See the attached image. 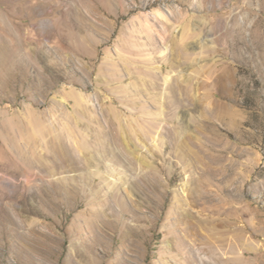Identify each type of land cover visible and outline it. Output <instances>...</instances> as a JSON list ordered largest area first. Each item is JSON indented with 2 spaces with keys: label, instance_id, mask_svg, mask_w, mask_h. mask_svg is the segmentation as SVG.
<instances>
[{
  "label": "rangeland",
  "instance_id": "obj_1",
  "mask_svg": "<svg viewBox=\"0 0 264 264\" xmlns=\"http://www.w3.org/2000/svg\"><path fill=\"white\" fill-rule=\"evenodd\" d=\"M219 259L264 264V0H0V264Z\"/></svg>",
  "mask_w": 264,
  "mask_h": 264
},
{
  "label": "bare ground",
  "instance_id": "obj_2",
  "mask_svg": "<svg viewBox=\"0 0 264 264\" xmlns=\"http://www.w3.org/2000/svg\"><path fill=\"white\" fill-rule=\"evenodd\" d=\"M67 138H69L68 137V135H67ZM104 139V138H103ZM99 141V140H98ZM73 144H74V147L79 151V152H84V149H83V147L85 146L82 142H79V141H77V140H74V142H73ZM103 144H106L107 145V148H108V150L109 151H112L114 148H113V146L112 145H110V141L109 140H105V142H102V144L101 145H103ZM103 147V146H102ZM105 150V149H104ZM88 151V150H87ZM91 152H88L87 153V155H84L83 156V159L85 160V161H87L88 163H90V161L94 158V156L93 155H91L90 154ZM67 154H68V152H62V154H61V157H65L66 158V160L64 161V164H66L67 165V167H71V161L69 160V158H68V156H67ZM200 231V230H199ZM202 238H204V239H208V241L211 243V244H213V245H215L216 244V246H224V245H226V243H224L223 241H225L226 240V238H223V237H225L224 235H228V231H223V232H219L218 234H217V232L216 231H214V230H208L207 232H205L204 231V233H202V232H200V234H199ZM220 237V238H219ZM228 240H229V238H227ZM227 240V241H228ZM226 242V241H225ZM219 243V245H217ZM220 244H223V245H220ZM225 247V246H224ZM228 257V256H227ZM219 264H228V259L227 260H223V261H220V259L217 261ZM209 264H213V262H208Z\"/></svg>",
  "mask_w": 264,
  "mask_h": 264
}]
</instances>
